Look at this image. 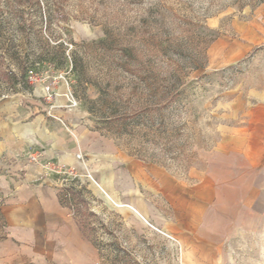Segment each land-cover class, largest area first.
Here are the masks:
<instances>
[{"label": "rangeland", "instance_id": "374dc122", "mask_svg": "<svg viewBox=\"0 0 264 264\" xmlns=\"http://www.w3.org/2000/svg\"><path fill=\"white\" fill-rule=\"evenodd\" d=\"M37 85L51 104L65 91L71 124L187 180L264 118V0H0V101L26 100ZM35 171L0 168V264H77L64 234L78 235L94 264H264V166L254 225L223 241L197 232L178 241L144 216L142 200L75 171L86 206L67 199L63 173ZM38 186L62 197L57 225L40 216Z\"/></svg>", "mask_w": 264, "mask_h": 264}, {"label": "crops", "instance_id": "0c3cea01", "mask_svg": "<svg viewBox=\"0 0 264 264\" xmlns=\"http://www.w3.org/2000/svg\"><path fill=\"white\" fill-rule=\"evenodd\" d=\"M27 95L26 100L13 96L0 101V168L5 172L33 179L39 177L35 168L70 167L85 181L93 177L111 195L142 200L144 216L153 217L178 241L195 232L223 241L254 225L256 175L264 166V118L253 120L254 137L247 133L228 140L227 149L209 153L204 166L192 168L186 180L127 159L112 139L96 135L81 121L71 124L65 91L55 94L54 104L46 101L44 86H34ZM35 154L39 161L31 163ZM36 194L41 218L57 225L64 214L58 192L38 186ZM63 242L77 264H94V253L83 248L78 235L64 234Z\"/></svg>", "mask_w": 264, "mask_h": 264}, {"label": "built area", "instance_id": "2783aa9c", "mask_svg": "<svg viewBox=\"0 0 264 264\" xmlns=\"http://www.w3.org/2000/svg\"><path fill=\"white\" fill-rule=\"evenodd\" d=\"M46 90H47V98L48 100H51L55 92L51 90V86H47ZM39 157H40L39 154L32 155L30 157V161L36 163L39 161ZM50 166H52L53 169L57 171L58 173H61V174L63 173L66 176L64 178V181L66 182L65 183L66 187L70 186V184L75 186L78 183V181L75 180L78 177V175L76 174L74 169L64 166V165H60V164L50 165ZM68 182L70 183L68 184Z\"/></svg>", "mask_w": 264, "mask_h": 264}, {"label": "trees", "instance_id": "16d2710c", "mask_svg": "<svg viewBox=\"0 0 264 264\" xmlns=\"http://www.w3.org/2000/svg\"><path fill=\"white\" fill-rule=\"evenodd\" d=\"M65 194L70 198L69 196H72L74 199L79 200L81 203L87 206L86 200L83 198V190L82 189H77L76 186L70 185L66 187L64 190ZM59 200L61 203L62 202V197L60 194H58ZM7 228V221L2 213L1 207H0V240L2 239H7L8 238V231L6 230Z\"/></svg>", "mask_w": 264, "mask_h": 264}, {"label": "bare ground", "instance_id": "6f19581e", "mask_svg": "<svg viewBox=\"0 0 264 264\" xmlns=\"http://www.w3.org/2000/svg\"><path fill=\"white\" fill-rule=\"evenodd\" d=\"M155 227V226H154Z\"/></svg>", "mask_w": 264, "mask_h": 264}]
</instances>
